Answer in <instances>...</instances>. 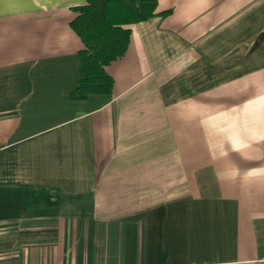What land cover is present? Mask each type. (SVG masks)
I'll list each match as a JSON object with an SVG mask.
<instances>
[{
  "label": "crops",
  "instance_id": "0c3cea01",
  "mask_svg": "<svg viewBox=\"0 0 264 264\" xmlns=\"http://www.w3.org/2000/svg\"><path fill=\"white\" fill-rule=\"evenodd\" d=\"M86 4L0 0V264H264V0H157L75 101Z\"/></svg>",
  "mask_w": 264,
  "mask_h": 264
},
{
  "label": "trees",
  "instance_id": "16d2710c",
  "mask_svg": "<svg viewBox=\"0 0 264 264\" xmlns=\"http://www.w3.org/2000/svg\"><path fill=\"white\" fill-rule=\"evenodd\" d=\"M156 8L157 0H87L74 9L77 17L70 27L84 48L79 52L80 80L73 100L111 94L114 81L105 68L125 56L130 27L156 17Z\"/></svg>",
  "mask_w": 264,
  "mask_h": 264
}]
</instances>
